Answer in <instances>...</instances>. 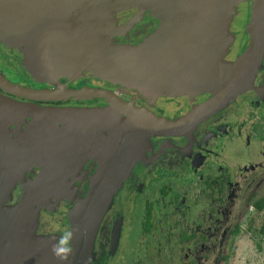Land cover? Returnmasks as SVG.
Returning a JSON list of instances; mask_svg holds the SVG:
<instances>
[{"label":"flooded vegetation","instance_id":"af4514ba","mask_svg":"<svg viewBox=\"0 0 264 264\" xmlns=\"http://www.w3.org/2000/svg\"><path fill=\"white\" fill-rule=\"evenodd\" d=\"M87 1L95 2V0ZM163 1L167 3L157 0H100V3L102 2L105 5L103 10L110 11V14L107 16L101 14V23L99 19L91 23L84 19V15L89 14L96 18L97 15L93 11L94 7L96 8L98 5H94V2L92 4L87 3L88 8H86V4L80 5L76 0H49V3L42 1V5L49 4L42 8L39 6L38 0H0V26L35 31L40 25H43L40 28L46 31L45 37L44 35L37 36L33 41L35 42L34 45L36 44L39 47L38 56H34L38 61L42 58L40 63H46L49 71V57L56 61L57 57L55 56H58V59L68 55L73 58L76 53H82L83 51L90 54L92 49L87 48V41L98 40L97 35L100 34V41L102 39L109 41L105 45L119 44L120 42L134 47L142 45L144 46L143 50L147 49L145 45L149 48L156 45L157 47L153 49V53L145 55L142 59H147L142 61H148L151 64V62L161 59V66L158 62L155 67H150V78L153 76L159 77L161 74L163 87L159 88L155 84L152 86L146 85L145 87L139 86V88L131 90H125L121 87H94L86 84L88 82L87 77L80 78L77 83H72L73 87H71L66 83L65 77L55 75L60 79V85L53 88L46 84L36 83L35 78L39 71L32 69L26 73L22 71L24 78H20L21 82L14 81L12 76L5 74L1 69L0 76L11 84L25 89L44 91H54L60 88L68 91L97 89L124 102L126 105L124 111L128 115L135 111L145 116H153L164 122H176L208 103L220 90V83L225 84V82L217 81L212 68V65L217 63V53L213 49L216 48L215 44L218 36L212 33L215 26H217L216 22L221 23L222 21L224 23L231 20L230 24L227 25V27L229 26L228 31H225L229 34L226 40L231 38V41L236 40L237 42L235 45L237 49L235 51L230 50L231 53L225 55L224 59L223 56L221 59L219 56V62L230 61L231 55L235 56L234 59L240 57L249 46V33L248 31L245 33L244 26L250 20L251 8H248V5L252 3V0H247L244 3L246 7L242 3L236 5L232 18L228 8H225V10L223 8L214 9L216 4L225 0H187L185 3L178 0ZM195 1L203 2L201 6L204 11L206 10L204 17L210 27L209 32L206 31L207 25L200 23V13L203 11H200V5ZM184 4L187 5L191 15L184 19H182V16H179L180 19L173 16L175 12L179 13L181 9H184ZM53 10L54 13H52ZM86 10H88V14ZM107 18H109V22H105ZM42 20L44 22L40 24ZM47 23L49 24L47 25ZM56 32L60 34L61 38H55ZM51 33L54 35L53 38ZM219 38L224 37L219 35ZM49 42L54 46H44L45 43L49 44ZM211 43L214 45L209 47ZM41 44L44 51H42ZM177 44L179 48L174 46ZM24 46L27 47L26 41L22 43V47L26 48ZM1 48L2 51L0 50V52L9 50L8 52L13 53L18 60L19 55L17 56L13 50L6 47ZM177 48L178 54L174 55ZM51 49H54V53L51 52ZM25 51L28 53L27 49ZM180 51L185 56L182 55L181 62L173 64L172 62L175 60H180ZM189 52H192L195 58L188 56ZM98 53L99 58L96 59L100 60V50ZM159 53L162 56H158ZM132 58L138 60L135 53L134 56H131ZM201 59L207 61V70L202 69L201 66L205 64H200L202 63ZM167 60L170 61V65L167 64ZM7 65L8 63L3 64L6 67ZM220 66L221 64L217 65V68L219 69ZM15 71L20 73V71ZM52 73L54 74V72ZM168 73H172V75L167 76ZM210 75L214 77V84H208ZM0 95L3 98L19 102V104L10 106H20L27 110L24 121L22 119L12 120L7 123L12 116L11 112L15 109L6 110L7 112L2 111L0 115L1 120L5 123L4 127H0V190L11 188L9 201L5 202L3 206L10 209L17 208L19 203L22 202L23 196L30 189L31 182L41 167H51L50 174L54 175L57 174L55 171L65 169L68 164L63 160L67 162L68 160L63 157L58 158L59 154H63L64 157L70 159L71 170L69 169L66 183L68 184L67 187L73 191V195H69L68 199H66L65 194L57 196H62L64 198L63 203L67 205L77 199H84L86 194H82V192L87 193L92 188L93 183L98 181H95L98 173L100 174L101 171L102 175L109 160L115 154L118 135L123 132L126 126V117L121 113L118 114L113 105L101 98H68L56 102H30L10 96L1 90ZM64 108H67L66 113L63 110ZM258 109H264V53L261 65L248 88L236 95L223 109L208 117L207 120L196 124L187 133L180 132L172 136H151L139 144H135L132 153L136 149L142 148L145 141L151 142L150 154L153 156L158 155V157L152 163L154 167L146 171L147 188L144 189L145 186L142 184H138L133 190L125 188L124 191L128 189L129 192L125 195L124 201L119 200L122 197L120 194L122 179L119 180V186L115 190L100 224L101 226L107 220L106 224L101 226L100 264H115L116 258L122 255L119 251L121 248L120 242L129 228L128 218L132 217L131 212H134V209L137 212L140 210L138 222L141 225L144 239L147 240L146 237H149L148 242L150 240L148 234L157 230L152 219H159L165 225L166 231L162 232L161 236L162 251H165V253L160 262L158 260L154 261L155 264H199V258H195L197 256L196 252H207L209 247L206 244L211 241L209 240L210 234L208 232V235L205 236L203 226H197L190 218L193 206L190 205V199L186 197V194L180 193L183 185L163 183L169 179L182 181V175L172 171L175 167L179 171L186 170L185 165L187 162L179 161L176 155L177 151L171 150L173 148L172 144L181 141L182 146L187 148L190 142L191 144L196 143L195 139L197 137V146L193 149L198 150L200 154L195 155L194 151L191 152L190 156L195 158V162L192 167L193 170H190L192 176L189 179L187 178L186 181L190 182L191 185L200 184L202 181V184H205V187L209 190H214L217 185L222 188L220 182L217 183V179L210 180V174L206 179L201 180V174L196 170V167L202 163L205 164L203 158L206 156H216L215 149L211 148L212 145L220 144L223 140L225 142L222 144L225 147L233 144L230 141L233 139V129L241 122L250 123L247 125L248 131L245 139L247 146H242V148L247 152L248 145H255L258 136L264 134V132H260L258 135L259 127L264 125V110L257 111ZM59 111L63 112V115ZM95 112H97L96 116ZM253 127L256 128L254 131H252ZM89 138L91 142L96 141V149L91 146ZM202 144H204V147H201ZM77 148L80 150L74 152V149ZM227 148L230 149L231 147ZM88 155L91 156L90 161L82 164L81 161L87 158ZM4 156L9 158L8 162H6L7 159ZM208 162H210L208 166L215 167L210 159ZM253 168L252 166L243 167V171H253ZM6 176L7 185L3 183ZM157 182L159 184L154 185ZM150 187H154L156 190L150 198H143L141 206H139L136 200L139 197L142 198L147 189L149 192ZM46 189L50 191L51 187ZM212 193L213 191L209 196V203L212 201ZM49 198L48 201L50 200L54 205L56 201L60 200L55 196ZM67 200H70V202H67ZM40 202H43V199ZM61 203L62 201L60 205ZM215 212L216 210L210 206V210L206 212L207 216L200 222L205 223L207 218L208 222L205 224H211V221L216 217ZM0 221L2 222V219ZM185 221L187 228L183 231ZM75 224L69 229H73ZM58 226L59 224L53 225L52 228H60ZM11 230L5 232V241L1 242L0 264H9L11 251H14L8 247L11 238L15 235ZM206 230L209 231L211 228L206 227ZM114 231H117L118 234L117 243L113 246L111 237L114 235ZM51 234H53V237L59 236L61 233ZM52 242L55 243V239L52 238ZM148 242L144 241L145 244ZM117 249L118 251H116ZM147 257L149 258L150 254ZM145 261L140 264H145ZM146 264H151V262L149 261Z\"/></svg>","mask_w":264,"mask_h":264},{"label":"rangeland","instance_id":"374dc122","mask_svg":"<svg viewBox=\"0 0 264 264\" xmlns=\"http://www.w3.org/2000/svg\"><path fill=\"white\" fill-rule=\"evenodd\" d=\"M178 1L180 2V0ZM246 1L247 0L220 1L214 6V9L218 10L223 8L225 10V8H228L229 14H232V18L233 14L235 13L236 5L241 3L245 5L244 3H246ZM95 2L98 5L93 11V13H96L97 15L96 18L92 15H89L88 10H86L88 15H84V19L91 23L99 19L101 23V14L107 16L110 14V11L103 10L105 5H103L102 2L100 3V0H95ZM77 3L80 5H87V3L91 4L90 1L87 0H78ZM198 3L200 5V11H203L200 13V23L207 25L206 31L209 32L210 27L208 25L207 19L204 17L206 10L204 11L201 6L203 2ZM189 6L191 7L192 5ZM183 7L184 9H181L179 13L175 12L173 16H177L178 18L179 16H182V19L189 17L191 14H189L187 5L184 4ZM248 8H251V3L248 5ZM227 21L228 22L224 23H222V21L221 23L216 22L217 26H215V30L212 32L218 36L215 44L216 48L213 49L217 53V63L212 65L213 72L216 74L217 81L220 80L221 82L225 83L230 80L237 71V67L240 65L239 63L242 57L241 55L240 57H236L234 59L233 57L235 56L231 55L232 57L230 61H218L219 56L220 59L222 56L224 59L225 55L231 53L230 50L235 51L237 49V46H235L237 44L236 40L231 41V38L230 40H226L229 34L225 31H228L229 26L227 27V25L230 24L231 20ZM105 22H109V18H107ZM247 24L248 22L244 26L245 33L248 31ZM40 27L41 26L35 29V32H31L32 37H30L29 33L26 32L25 36L23 38L20 37L19 39L22 40L16 44L15 47L12 46L13 48H10V50H13L17 56L19 55L18 60L13 53L8 52L9 50L6 52H0V69L5 74L12 76L14 81L21 82L20 78H24L22 71L26 73L30 72L32 69L39 71L36 74V83L46 84L53 88L59 87L60 79L57 78L59 76L65 77L66 83L71 87H73L72 83H77L82 77L88 78V82L86 84L103 88L121 87L125 88V90H131L139 88V86L145 87L146 85L152 86L154 84L159 88L164 86L162 83L152 82L153 80L148 75L143 76L138 72L130 70L128 67H118L119 69H114V67H111L109 63L96 59L99 55L98 51L101 49L97 46H101V43L102 46H107L105 43L109 42L107 39H102V41H100V34L97 35L98 40L87 41V48L92 49L90 54L84 51L82 53H76V55L73 57L74 59L69 55L66 57H59V59L58 56H55L57 57L56 61L52 57H49V71L47 69L46 63H40L42 58L38 61L35 59L36 57L33 56H38L39 54V47L36 44L34 45L35 42L32 44V46L27 45V47L24 46L26 48L22 47L23 41L33 42L37 36H43L45 34L46 31L42 30ZM219 35L224 38H219ZM51 36L52 38L54 37L53 33H51ZM55 38H61L60 34L56 32ZM119 44L129 45L120 42ZM45 45L48 47L54 46V44H50V42L49 44L45 43L44 46ZM212 45L214 44H209V47ZM0 46L3 47L1 44ZM97 48H99V50H97ZM25 49L28 50V53L25 51ZM0 50L2 51L1 47ZM42 51H44V47H42ZM51 52L54 53V49H51ZM31 56L33 58H31ZM126 56H128V53H124L122 58H125ZM4 63H8L7 67L3 66ZM14 64L18 66L16 67ZM202 64H206L204 65V69L207 70V61L203 60ZM219 64H221V69L217 68V65L219 66ZM15 70L20 71V73L16 72ZM51 71L54 72V74ZM210 83L214 84V77L212 75H210L208 79V84ZM3 99V97H0V115L2 111L9 110L10 108H13L11 110L15 109L11 112V118L13 119L10 118L7 123L12 120L22 119L24 121L27 110L17 106L12 107L7 105V103L3 102ZM8 101H11L10 104H19V102L15 100L8 99ZM66 109L67 108L63 109L65 113L67 112ZM262 110L264 109H258L257 111ZM32 111L35 112L34 109H32ZM59 113H62L63 115V112L59 111ZM96 115L97 112H95V116ZM216 121L217 119L215 122ZM4 124L5 123L0 117V127H4ZM249 124L250 123L244 121L241 122V124H238L235 129H233V139L230 140L233 144L227 146L231 147L230 149L222 144L225 142L224 140L220 144L215 143L216 145H212L211 148L215 149L214 152L216 156H206L203 158L205 164L202 163L196 167V170L201 174V180L206 179L210 174V180L213 178L217 179V183L220 182L222 188L217 185L214 190H209L205 187V184H202V181L200 184L197 183L196 185H191L190 182L186 181L187 178L189 179L192 176L190 170H193L192 167L194 166L195 162V158L190 156L191 152L194 151L195 155L200 154L198 150L193 149L197 146V137L196 139L194 138L196 143L191 144L190 142L187 145V148L182 146L181 141H176L173 143L177 144H172L173 148L171 150L177 151L176 155L179 161L181 160L183 162H187L185 165L186 170L179 171V169L175 167V171H172L182 175V181L179 182V180L169 179L163 183L172 185L177 184L178 186L183 185V189L180 190V193H185L186 197L190 199V205L193 206V211L191 210L192 215H190V218H192L193 223H195L197 226H203L205 236L208 235V232L210 234L209 240L211 241L206 244V246L209 247L207 252H196L197 256L195 258H199V264H264V240H262L258 235V230L264 220V207L262 210L258 211L253 206L255 203L261 201L264 198V155H262V153H264V134L258 136V141L255 145H248L249 147L247 148L246 152L242 146H247L245 139L247 137L248 131L247 125ZM255 129L256 128L253 127L252 131ZM260 132H264V125L259 127L258 135ZM89 142H91L90 138ZM91 146L95 147L96 149L97 143L95 140L91 142ZM151 147V142L145 141L143 147L136 149V151L130 156L127 168L120 183V194L122 196L119 199L120 201L125 200V195L129 192L128 189L133 190L135 189V186H138V184L144 185V189L147 188L146 171L147 169L154 167V164L152 163L158 157V155L153 156L150 154ZM201 147H204V144H202ZM155 149L156 148L154 146V151ZM78 150L80 149H74V152H77ZM33 153L35 154V152ZM59 155L60 156L58 158L63 157L68 160V162L63 160L68 164V166L65 169L55 171V173H57L55 175L50 174L51 167H41L33 178L30 189L23 196L24 198L22 202L19 203L16 209H10L3 206L5 202L9 201L11 188L0 190V220L2 219V222L0 221V246L1 242L5 241L4 234L7 230L12 229L11 232L15 234L8 244V247L14 250L11 251V256L8 260L9 264H60V262L53 257L50 250L51 245L53 244L51 238L53 234L51 233L60 234L64 230H69V228H71L74 223H77L78 210L84 203L85 199L88 198L89 192L94 188L96 182L93 183L91 186L92 188H90L87 193L82 192V194H86L84 199H77L68 205L63 203L64 198L57 195L65 194L66 199H68L67 197L69 195H73V191L67 187L68 184L66 183L67 175L71 170V164L69 158L64 157L63 154ZM4 157L7 159V161H5L8 162L9 158L6 156ZM201 157H203V155H201ZM90 158L91 156L88 155V157L83 159L81 163H87L90 161ZM209 159L214 163L215 167L208 166V164H210V162H208ZM249 166L254 167V170L243 171V167L248 168ZM100 175L101 171L100 174L98 173L95 181L98 180ZM7 182L6 176L3 183L7 185ZM157 184H159V182L155 183L154 185ZM49 187H51L50 191L46 189ZM125 188L128 189L124 191ZM220 188L221 190H219ZM155 190L156 189L154 187H150L149 192L147 189L143 193L142 198L139 197L136 200L137 204L141 206L143 198H150L151 194H153ZM212 191V201L209 203V196ZM50 196H55L60 200L56 201L54 205L50 202V200L48 201ZM42 199L43 202H40ZM61 201L62 203L60 205ZM67 202H70V200H67ZM210 206L212 209L216 210V217L211 221V224H205L208 222L207 218L205 223H201L200 221H202V219L207 216L206 212L210 210ZM139 212L135 211L134 209V212H131L132 217L128 218L129 228L120 242L121 248L119 251H121L122 255H119V257L116 258L115 264H140L145 260V264L149 261L151 264H155V260L160 262L164 256L165 251H162L161 242V236L163 234L162 232L166 231L164 228V223L160 222L159 219H152L153 223L157 227V230L156 232H151L148 234L150 236V240L148 242L149 237H146L148 238L147 240L144 239V235H142L141 231V225L138 222L140 214ZM197 220L199 221L197 222ZM106 222L107 220H105L101 226H104ZM58 224V227L60 228H52L53 225L56 226ZM101 226L95 240V248L91 264H100L99 253L102 233ZM206 227L211 228V230H206ZM185 228H187L186 221L183 223V231ZM144 241L148 243L145 244ZM134 249H136V251H134ZM116 251H118V249ZM147 253L150 254L149 258L147 257Z\"/></svg>","mask_w":264,"mask_h":264},{"label":"water","instance_id":"95a60500","mask_svg":"<svg viewBox=\"0 0 264 264\" xmlns=\"http://www.w3.org/2000/svg\"><path fill=\"white\" fill-rule=\"evenodd\" d=\"M42 1L49 3V0H38L40 7L43 8L49 5H42ZM157 1L164 2L163 0ZM92 2L90 1L91 4ZM180 2L185 3L187 2V0H180ZM251 2V14L248 23L249 46L247 47V49H245L244 54L241 57L240 65L237 67V71L225 84L219 82L220 90L211 100H209L208 103L202 105L198 109L192 111L176 122H164L156 119L153 116L151 117L148 115V117L142 115L140 112L135 111H133L132 114L128 115V113L124 111V108L126 107L124 102L112 96L111 94L102 92L97 89H84L77 91H68L64 90L63 88L54 91L25 89L18 85L11 84L2 76H0V90L15 98L24 99L30 102H56L60 100L64 101L68 98H101L113 105L118 114L121 113L126 117V126L123 132L118 135V144L115 154L113 155L111 160H109L106 170L102 172V175L99 176L100 179H98L94 188L90 190L88 198L85 199L84 203L78 210V220L74 227V229H78V232L76 233L77 239L73 242L75 254L70 257V264H91L95 248V240L102 218L106 210L108 209L109 203L115 190L119 186V180L122 179L125 173L135 144L137 145L151 136H172L180 132L187 133L191 131V129L196 124L207 120L208 117L223 109L231 102V100L236 95L248 88L256 72L258 71V68L261 65L264 53V0H252ZM93 4L97 5L96 2H94ZM52 13H54V10ZM43 22L44 21L42 20L40 24ZM48 24L49 23H47V25ZM26 32H28L29 36L32 37L31 32L35 31L32 29L18 30L15 27L11 28L0 26V44L3 45V48H13L22 40L19 39L20 37L23 38ZM33 43L34 42H27V45L32 46ZM184 45L185 47H187L186 44ZM145 46L147 47L146 50H143L144 46L142 45H137V47L121 44L100 46V60L102 62L109 63L111 67H114V69L128 67L134 72H138L143 76L148 75L150 77V67H155L158 62L161 66V59L155 60L153 63L151 62V64L148 61H142L147 59H142L143 57H145V55H151V53H153V49L157 47L156 45H153L150 47V49L149 46ZM174 46H178L179 48L178 44ZM178 48L177 50H175L174 55L178 54ZM202 52L204 53L203 50ZM124 53H128V56L122 58V55ZM134 53L135 57H137L138 60H136L135 58L131 59V56H134ZM179 55H181L180 60H175L174 62H172L173 64L181 62L182 55L183 57L185 56V54H182L181 51ZM189 55L191 58H195L192 52H189L188 56ZM158 56H162L161 53H159ZM31 58L33 57L31 56ZM169 62L170 61L167 60V64H169ZM201 67L203 69L204 65H202ZM171 75L172 73H168L167 76ZM151 79L154 83H162L161 74L159 75V77L153 76ZM0 97L3 96L0 95ZM3 102L7 103V105L16 104H10L11 101L9 102L5 97L3 99ZM11 109L13 108H10L9 110ZM117 234L118 232L114 231V235H112L111 237L113 246L117 243Z\"/></svg>","mask_w":264,"mask_h":264},{"label":"clouds","instance_id":"9594fccd","mask_svg":"<svg viewBox=\"0 0 264 264\" xmlns=\"http://www.w3.org/2000/svg\"><path fill=\"white\" fill-rule=\"evenodd\" d=\"M78 229L64 230L59 236H53L55 243L51 245V253L60 264H70V257L75 254L73 242L76 241Z\"/></svg>","mask_w":264,"mask_h":264},{"label":"trees","instance_id":"16d2710c","mask_svg":"<svg viewBox=\"0 0 264 264\" xmlns=\"http://www.w3.org/2000/svg\"><path fill=\"white\" fill-rule=\"evenodd\" d=\"M254 207H255V209H257L258 211L262 210L263 207H264V198H263L261 201L255 203V204H254ZM258 235L260 236V238H261L262 240H264V220H263L262 224L260 225V228H259V230H258Z\"/></svg>","mask_w":264,"mask_h":264}]
</instances>
